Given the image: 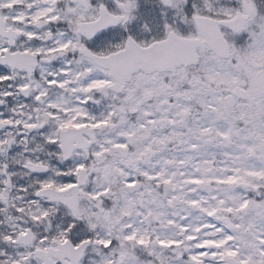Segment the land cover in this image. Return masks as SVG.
Masks as SVG:
<instances>
[{
	"label": "snow or ice",
	"instance_id": "6c2138e0",
	"mask_svg": "<svg viewBox=\"0 0 264 264\" xmlns=\"http://www.w3.org/2000/svg\"><path fill=\"white\" fill-rule=\"evenodd\" d=\"M0 264H264V0H0Z\"/></svg>",
	"mask_w": 264,
	"mask_h": 264
}]
</instances>
